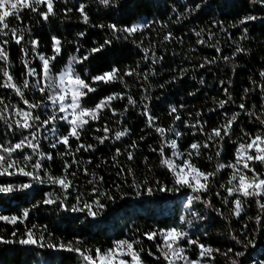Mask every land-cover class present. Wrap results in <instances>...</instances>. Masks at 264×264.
Here are the masks:
<instances>
[{"label": "trees", "instance_id": "obj_1", "mask_svg": "<svg viewBox=\"0 0 264 264\" xmlns=\"http://www.w3.org/2000/svg\"><path fill=\"white\" fill-rule=\"evenodd\" d=\"M53 3L55 16H50L48 21H44L27 8L21 9L19 21L11 15L7 18L9 27H15L18 32L24 31V39L19 45L11 39V34L0 36V46L5 47L9 54L7 70L18 85L22 87V79L26 75V69L21 60L24 56V53L20 51L21 47L29 52V55L25 57L30 62L29 66L35 67L41 63L38 57L31 52V39L38 41L37 51L46 56L52 55L51 37L54 35L61 41V55L52 61L53 75H55L67 62L68 56L85 55L88 49L95 46L94 42L101 43L106 36H110L106 27L108 23L130 26L133 23L147 24V21H161V23L153 22L139 29L128 40L123 38L114 40L107 50L100 54H93L94 59L90 57L83 66H75L76 70L82 73L83 67H88L92 74H99L115 64L121 70L127 66L135 69L136 73H145V69L151 65L156 75H148L147 81L144 80L143 75L137 76L135 73L132 76H125L127 88L118 81L111 84L93 85L97 91L83 98L85 106H93L100 98L111 92L125 93L123 98L110 102L109 108L116 109L115 115L109 108H105L98 120L89 121L91 127L86 126V130L81 131L80 142L94 144V148L86 152L81 150L73 152L72 155L63 156L60 154L66 149L62 144L51 148L50 140L43 139L44 136L51 138V133L47 128L39 134L41 150L53 156L52 160H44L42 163L53 175L65 174L63 171L65 161H71L74 158L81 162L71 164L68 170V178L73 180V188L69 190L71 195L66 204L70 206L75 203L77 195H82L85 201L89 199L92 185L88 181L93 179L91 175L93 172L103 178L99 187L111 192L115 200L109 201L101 197L106 207L96 217H86L83 213H72L59 208L58 201L52 205L38 203L42 201L45 192L59 193L58 185L34 183L31 189L8 194L0 193V214H19L22 208L30 209L29 218L24 224L10 225L0 221V236L13 239L11 232L15 229L17 232L15 240H19L23 238L25 228H30L32 224L38 226L33 229L37 236L43 231L39 226L43 225L47 229L44 233L46 242L48 240L55 242L57 238L67 241L78 237L84 246L106 248L115 239H134L139 236L142 245L137 247L143 246L158 255L156 243L161 242V238L157 236L149 241L143 233L154 227L183 226L190 238L197 239L213 249H219V252H213L210 258H201L202 264L204 260H207L208 264H230L229 257L235 258L236 251L245 252L243 257L238 258L242 264H259L261 260H264V230H260L254 220L248 219L259 213L254 206V201L245 203V211L240 217L233 214L234 205L229 203L225 206L222 203V198L227 196V192L220 188L219 184L225 183L227 186L231 169H221L215 177L211 178L210 190L207 193H201L202 199H209L214 208L220 209L222 215H218L212 208L205 209L201 201H194L191 211L186 210L184 198L191 192L190 189L182 188L180 191L173 192H160L154 189L151 196L137 197L130 187L132 177L127 176V168L131 167L137 181L147 176L148 186L157 180L165 187L172 183L171 173L159 165V153L149 148L151 145L152 149H158L160 144L158 134L155 133L154 128L146 125V117L141 115L144 104H148L150 114L157 117L155 123L159 126L167 128L173 124L175 115L178 114L181 117V120L176 121L173 126L182 133V136L177 138L174 133H167L168 139L177 140L180 152H184L193 140L197 142L206 140V136L201 135L199 131L201 125H196L195 130L190 127L196 123V120H200L205 132H208L214 126L223 123L222 114L226 110L228 115L232 112L240 113L237 121L234 122L231 138L225 137L220 157L215 156L216 148L213 147L215 140L207 141L209 143L207 149L201 145V156L194 157L193 160L204 171L215 169L217 160L224 164L234 160L233 153L236 143L248 140V136L244 133L252 135L257 128L264 130V126H261L258 120V118H264V107H262L264 92L261 91V87L264 86V77L259 75L260 71L264 70V5L254 4L251 0H118L122 6L117 8L104 7L99 5L97 0H53ZM80 3L86 5L90 20L87 25L80 20L79 13L75 11ZM196 3L201 4V8L196 12L188 14L183 12L184 7L190 5L194 7ZM68 8L72 11H65ZM177 15L181 17L179 20H177ZM246 15H255L258 19L239 24L238 21ZM214 21L218 23L214 24ZM97 24H104L105 27L103 29L94 27ZM220 25H223L225 31L220 30ZM233 25L236 26L233 27ZM245 27L248 29L247 38L241 40L240 37ZM193 29L195 31L204 30L200 38L205 43H196L198 37ZM80 31L85 32L84 37L76 35ZM168 32L172 33V37L165 41L163 37ZM209 33L212 34L211 40L208 39ZM3 40H8L9 43L3 45ZM133 40L150 49L149 59L142 58L144 53L137 48ZM237 43L247 49V52L238 53L232 57ZM216 47L220 48V52L216 51ZM77 48H80L79 52H76ZM152 52H155L157 57V63L154 65L151 60ZM223 56H229L230 59L224 61ZM206 60L215 62L206 63ZM202 64L203 67L200 66ZM93 65L96 66L93 67ZM0 67H5L4 61H0ZM182 69L184 70L183 75L180 74ZM37 71L41 72V76L27 77L30 84L35 83L37 79H41L43 83L42 70L38 68ZM173 77L176 79L173 80ZM4 82L5 77L0 72V85ZM225 88L228 90L227 94L224 92ZM245 88L249 89L248 93L244 92ZM23 90L25 98L30 103L43 101L49 105L46 109L33 110L41 114L42 118H46V114L53 110L51 101H48L46 95L38 91ZM142 93L149 99L144 100ZM127 95L133 97L136 105H129L125 110ZM229 95L232 97L231 100L228 99ZM0 98L3 99V104H0V114H3L9 121L15 118L10 115L13 105L28 109V106L16 96L12 89L0 87ZM221 99L226 101L223 108L218 106V101ZM240 103L245 104V109L239 108ZM170 106L176 107L177 112L170 115ZM5 107L9 111L5 112ZM197 111L200 112V116H196ZM60 115L64 113L57 111V116ZM183 120H187L189 126H186ZM58 123L61 126L59 132L67 134L66 122L59 121ZM105 126H108L113 134L124 128L128 129V133L120 140L110 138L100 144L93 137L104 135L100 129ZM24 134L27 135V131ZM141 136L144 137L143 140L140 139ZM20 138L19 134L13 136L12 133L7 132V123L5 120H0V145L14 144ZM134 140L137 146L128 147ZM69 143L71 148L75 149L76 138L70 137ZM116 148L121 150V154L113 160ZM125 150L133 153L134 158L131 161L127 159ZM20 152L22 150H17V153ZM27 152L32 154L31 149H27ZM203 152L212 156L211 162L203 156ZM17 153L13 154L14 158L22 160ZM166 155H171L170 148H167ZM35 159L34 156L29 164L34 163ZM97 165L100 166L97 167ZM255 167L258 172L261 171L258 164ZM85 169H87V174ZM120 169L125 171L117 175ZM71 172H76V177H72ZM41 174H43V169ZM28 180L27 177L16 175L0 176V183L16 184L28 182ZM116 184H119L121 191L128 195L121 197L116 192ZM216 192H219L220 196H217ZM231 199L233 197L229 198ZM32 205L36 207L32 208ZM191 212H198L203 218L198 219L192 216ZM181 216L185 217L183 224L180 221ZM246 223L247 228L244 227ZM49 232L52 233L51 237L48 236ZM233 235L238 239L252 238L253 243L244 249L242 245L236 244L231 239ZM183 246L190 258H196L198 249L194 245H187L185 241ZM229 248L232 249L231 253H227ZM220 253H227V255ZM142 258L147 264H166L162 258L160 261H155L149 257L147 251L142 253ZM0 264H80V258L75 253L47 247L0 243Z\"/></svg>", "mask_w": 264, "mask_h": 264}, {"label": "snow or ice", "instance_id": "obj_2", "mask_svg": "<svg viewBox=\"0 0 264 264\" xmlns=\"http://www.w3.org/2000/svg\"><path fill=\"white\" fill-rule=\"evenodd\" d=\"M254 4L264 5V0H251ZM99 5L104 7L117 8L122 5L118 3V0H97ZM43 6V7H42ZM23 8H27L32 13H36L44 21H48L50 16H55L54 3L53 0H0V36H8L11 34V39L15 41L17 45L21 44L24 39V31H17L15 27H9L7 18L11 15L17 21L21 19L20 11ZM201 8V4L196 3L194 7L191 5L183 8L185 14L194 13ZM65 11L71 12L72 9L68 8ZM79 13L80 20L85 24H89V16L86 11V5L80 3L75 9ZM175 11V9H173ZM181 17L177 15V20ZM258 19L255 15H246L241 18L238 23L246 24L249 21H255ZM155 23H161V21H147L145 23H133L130 26H119L117 23H108L106 25L110 32V36H106L101 43H95L93 47L88 49L85 55H70L67 57V62L64 63L63 67L53 75L54 65L52 61H55L61 55V41L56 37H51V48L52 55L46 56L42 52L37 51L38 41L36 39H31L30 43L32 45L31 52L38 57L41 62L35 67L29 66V60L25 59L29 55V52L21 47L20 51L24 53L21 57L24 68L26 69L25 78L22 79V87L14 82L13 76L7 70V63L9 60V54L5 47L0 46V61L5 62V67H0V72L3 73L5 77V82L0 85V87L12 89L16 96L20 97L24 104L28 106L25 110L22 107L12 106V111L10 115L15 118L8 120L3 114H0V120H5L7 123V132L12 133L13 136L19 134L21 137L14 144H7V146L0 145V176H21L29 178L28 182L21 183H0V193H12L14 191H23L26 189H31L34 183L44 184L49 183L51 185H58L59 193H49L45 192L42 201L38 203H43L44 205H52L58 203V207L64 209L65 211H70L72 213H83L86 217H96L106 205L101 201V197L109 201H114L115 197L111 192L104 191L99 185L102 183V177H98L96 173H92V180L88 183L92 185L91 193L89 194L88 200H83L82 195H77L75 197V203L70 206L66 204L69 196L71 195L70 189L73 188V180L68 178V170L71 164H80L81 162L72 159L71 161H65L63 164L64 175H53L48 168L42 163L44 160H52L53 156L51 153H45L42 151V145L40 140V133L43 129H46L51 133V138L49 136H44L43 139L50 140L51 148H56L57 144H62L66 151L60 155L67 156L72 155L73 152H79L81 150L88 151L95 147L94 144H84L80 142L81 131L86 130V126L91 127L89 121H96L100 118L101 112L105 108H109L110 102L117 98H123L125 93L123 92H111L108 95L103 96L94 103L93 106H85L83 103V98L88 97L89 94L95 93L97 91L96 87L93 85L100 84H111L114 81H118L120 84L127 88V83L124 79L125 76H132L134 73L137 76L143 75L144 80H148V75H156L155 69L149 65L145 69V73H136L135 69H130L127 66L123 70L112 64L110 68L99 74H92L88 67H83V72L80 73L76 70L75 66H83V64L89 61L90 57L95 58L93 54H100L107 50L108 46L113 44L114 40H128L141 28L147 27V25ZM218 23L216 21L213 22ZM166 26V25H165ZM236 25H233L235 27ZM94 27L103 29L104 24H97ZM7 30V31H6ZM220 30L225 31L223 25H220ZM195 35L198 37L196 43L203 44L205 41L200 38L201 33L204 31H195ZM248 29L245 27L241 34L240 39L247 38ZM78 37H84L85 32H77ZM172 33L168 32L164 35L163 39L165 41L170 40ZM208 39H212V34L209 33ZM3 45L9 43L8 40H3ZM136 43L137 48H139L144 56V60L149 59V48H145L142 44ZM80 48L76 49L79 52ZM216 51L220 52V48L216 47ZM247 49L242 47L239 43L236 44L234 51L232 52V57H235L238 53H246ZM229 56H223L224 61H228ZM152 65L157 63V57L155 52L151 53ZM206 63H214V60H206ZM96 65H93L95 67ZM203 67L204 65H200ZM42 70V80L37 79L35 83L30 84L27 77H39L41 72L37 69ZM184 70H181V75H183ZM259 75L264 77V70L260 71ZM173 80L176 77L172 78ZM203 83V80H201ZM223 83V81H221ZM253 83H255L253 81ZM163 87V85H161ZM23 89H30L32 91H38L39 93L46 95L47 100L51 101L52 111L46 114V118H42V115L34 112V109L48 108L49 105L43 101H36L35 103H30L25 98V91ZM249 89L245 88L244 92L248 93ZM261 91L264 92V86L261 87ZM227 94V88L224 89ZM192 95V93H189ZM143 96V93H142ZM144 100L149 99L148 96H143ZM228 99L231 100L232 97L229 95ZM243 99V97H242ZM226 101L221 99L218 101V106L223 108ZM0 104H3V99L0 98ZM136 105V101L131 95H127V104L125 105V110L128 106ZM181 107H183L181 105ZM245 104L240 103L239 108L245 109ZM264 107V105H262ZM113 115L116 114V109L109 108ZM5 112L9 111L7 107L4 109ZM57 111L59 113H64V115L57 116ZM177 108L170 106V115L176 113ZM141 115L146 117V125L149 128H154L155 133L159 136L160 147L158 149H152L149 145L150 150L157 151L159 153V165L165 167L171 173L172 183L171 185L165 187L159 180H157L151 186L149 185V180L147 176L140 181H137L133 169L131 167L127 168V176L132 177V182L130 187L133 190L135 196L140 197L142 195H153L154 189L160 192L168 191H180L183 189H190L191 192L187 196V202L184 207L186 210L191 211L194 201H201L205 209L212 208L218 215H222L219 208H214L211 201L207 198L202 199L201 193H207L210 190L211 178L215 177L221 169L229 168L232 171L229 173L227 186L225 183H220L219 187L225 189L227 196L222 198V203L227 206L229 203L234 205L232 212L236 217H240L245 211V203L249 201H254V206L259 210V213L254 217H248L250 220H254L255 224L259 226L260 230H264V130L257 128L256 132L252 135L244 133L248 136V140L245 142H237L234 148V160H230L227 164L216 161L215 169L212 171L201 170L194 162V157L201 156V145L204 149L209 148V143L207 141L215 140L213 147L216 148L215 156L220 157L223 151V143L225 142V137L231 138L233 134V125L237 121L240 113L232 112L228 115L227 110L222 114L223 123H219L217 126L211 128L210 131L205 132L203 125L200 120H196V123L190 127L195 130L196 125H201L199 131L201 135L206 136V140L197 142L193 140L184 152L178 151V144L176 139H168L167 133H174L175 137L179 138L182 133L177 130L175 125L176 121H180L181 117L177 114L173 117V124L165 128L159 126L155 123L157 117L150 114L148 104L143 105V111ZM191 115V114H189ZM200 112H196V116H200ZM259 124L264 126V118H258ZM59 121L66 122V133L59 132L60 125ZM186 126H189L187 120L182 121ZM50 126V127H49ZM27 131V135H25ZM104 133L102 136H94L93 139L103 144L106 140L114 138L115 140H120L121 137L128 133V129L117 130L114 134L108 126L100 129ZM59 136L57 138V133ZM31 137V138H29ZM70 137L76 138L75 149L70 146ZM141 140L144 139L143 136L140 137ZM54 141V142H53ZM137 142L134 140L128 147L135 148ZM167 148L171 149V155H166ZM27 149L32 150L30 155ZM17 150H22V152L17 153ZM21 158H14L13 154ZM121 154L119 148L115 149L112 159L115 160L117 156ZM127 159L131 161L134 156L131 151L125 150ZM36 157L35 162L29 164ZM203 156L207 158L208 161H212V156H209L207 152H203ZM182 157L180 163L176 162V159ZM250 162H252L250 164ZM258 164L261 171L256 170L255 165ZM100 165H97L99 167ZM43 169V174L41 170ZM150 170V166H149ZM87 174V169L84 170ZM124 169H120L117 175L124 173ZM76 172H71L72 177H76ZM116 192L120 194L121 197L128 195L126 192L121 191V186L119 184L115 185ZM143 189V191H141ZM95 193V195H92ZM220 196L219 192L215 193ZM230 197L233 199L229 200ZM243 198V199H242ZM35 208L36 205H32ZM30 209L22 208L19 214L13 213L10 215L0 214V221L6 222L10 225L24 224L29 218ZM192 216L202 219V215L198 212H191ZM181 224L185 221V217H180ZM190 224L191 221L189 220ZM38 226L32 224L30 228L26 227L23 233V238L15 240L17 235L14 229L11 232L13 239H5L0 236V243L12 244L19 243L20 245H36L39 248L47 247L48 249L61 250L68 253H75L80 258V264H147V262L142 258V253L147 251V255L152 257L155 261H160L161 258L166 264H178V262L183 261V264H202L201 258L211 257L213 252H219V249H213L209 245L199 242L197 239H192L189 237V233L183 226H165L160 228H153L150 231H145L143 235L147 237L149 241L154 240L155 237L159 236L161 242L156 243L155 255L152 251H148L142 245L140 237L137 236L134 239L121 238L115 239L111 242V245L106 248L84 246L83 242L78 238L74 237L71 240H61L57 238L55 242L52 240L45 241L44 233L47 229L41 225L39 226L43 231L37 234L33 231ZM245 228L248 227L247 223L244 225ZM255 235V230L253 232V237ZM51 237L52 233H48ZM231 239L236 243L247 249L250 244L253 243V239L249 237H244L243 239H238L235 235ZM186 241L187 245H194L198 249L196 258H190L185 251L183 243ZM232 249L229 248L227 253H231ZM227 253H220L221 255H227ZM245 255L244 251H236L234 257H229L230 264H242L238 258ZM203 264H208L207 260L203 261ZM259 264H264V260H261Z\"/></svg>", "mask_w": 264, "mask_h": 264}, {"label": "rangeland", "instance_id": "obj_3", "mask_svg": "<svg viewBox=\"0 0 264 264\" xmlns=\"http://www.w3.org/2000/svg\"><path fill=\"white\" fill-rule=\"evenodd\" d=\"M176 162H177V163H180V162H181V158L176 159ZM251 163H252V162H250V164H251ZM184 199H185V201L187 202V196H186ZM178 264H183V261L178 262Z\"/></svg>", "mask_w": 264, "mask_h": 264}]
</instances>
